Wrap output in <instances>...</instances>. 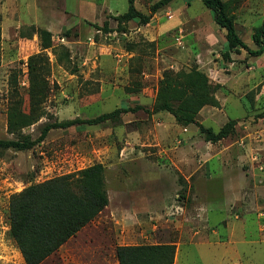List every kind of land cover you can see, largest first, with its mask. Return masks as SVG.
Masks as SVG:
<instances>
[{
    "label": "rangeland",
    "instance_id": "1",
    "mask_svg": "<svg viewBox=\"0 0 264 264\" xmlns=\"http://www.w3.org/2000/svg\"><path fill=\"white\" fill-rule=\"evenodd\" d=\"M158 1L135 7L149 15ZM223 1L256 49L264 0ZM128 13V0H0V139L35 142L0 156V264H26L10 233L11 196L100 162L109 205L42 264H119L117 247L133 244L173 243L176 257L224 241L221 230L234 228L259 232L264 251V52L230 48L202 0H172L147 23ZM32 25L51 29L56 48L42 50ZM40 52L50 90L39 119L12 132L10 107L20 101L31 112L28 59ZM193 67L218 85L219 106L205 105L198 122L217 133L235 120L215 143L197 124L155 110L164 71ZM120 108L109 120L86 122Z\"/></svg>",
    "mask_w": 264,
    "mask_h": 264
},
{
    "label": "trees",
    "instance_id": "2",
    "mask_svg": "<svg viewBox=\"0 0 264 264\" xmlns=\"http://www.w3.org/2000/svg\"><path fill=\"white\" fill-rule=\"evenodd\" d=\"M128 1L130 17L147 23L153 13L172 0H159L154 4L149 15L136 9L135 0ZM202 2L213 12L215 22L226 30L230 48H244L251 55H260L264 52V27L255 32L253 39L258 47L253 49L240 37L234 16L225 1L202 0ZM30 27L32 34L39 36L42 50L56 48L50 30L34 25ZM1 32L0 26V42ZM32 34L21 32V36L27 38ZM61 48L69 57V48L65 45H61ZM28 66L29 97L32 108L31 112H26L19 107L20 101L10 107L8 128L12 132H17L39 119L38 115L36 116L37 109L45 101L50 90L46 55L43 52L31 55ZM217 90L218 85L197 67L179 72L166 70L159 83L155 110L169 111L180 124H197L201 132L205 133L206 140L215 143L226 138L235 123V120H231L215 133L213 129L206 128L198 122L197 115L205 105L219 106ZM124 110L115 109L86 122L97 124L119 115ZM75 122L76 120H70L62 125L69 126ZM34 144V141L23 144L19 141L0 139V156L3 150L10 147L20 146L29 149ZM109 202L105 166L101 162L33 183L13 194L9 203L10 233L25 263L42 264L92 222L109 205ZM116 254L119 264H174L176 245L173 243L119 245Z\"/></svg>",
    "mask_w": 264,
    "mask_h": 264
},
{
    "label": "crops",
    "instance_id": "3",
    "mask_svg": "<svg viewBox=\"0 0 264 264\" xmlns=\"http://www.w3.org/2000/svg\"><path fill=\"white\" fill-rule=\"evenodd\" d=\"M227 231V229L221 230L224 233V241L197 244L183 255H177L174 264H196L194 259L199 258L202 259L200 264H264V251L261 253L258 250V246L262 243L259 232L246 228L240 230L234 228ZM213 232L220 233V228L218 232L217 230ZM237 232L242 234L238 236ZM218 255L222 257L221 260ZM213 258L214 260H211Z\"/></svg>",
    "mask_w": 264,
    "mask_h": 264
}]
</instances>
